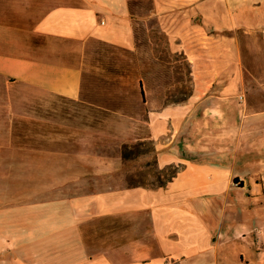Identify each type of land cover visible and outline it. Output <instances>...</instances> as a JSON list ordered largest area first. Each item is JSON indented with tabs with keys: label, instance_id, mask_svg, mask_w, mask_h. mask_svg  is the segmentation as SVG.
<instances>
[{
	"label": "crops",
	"instance_id": "crops-1",
	"mask_svg": "<svg viewBox=\"0 0 264 264\" xmlns=\"http://www.w3.org/2000/svg\"><path fill=\"white\" fill-rule=\"evenodd\" d=\"M250 1L0 0V76L7 83L88 112L98 106L86 94L94 79L106 88L112 80L95 46L126 53L142 105L129 131L114 136L150 142L157 168L177 170L161 188H109L1 208L0 264H264L263 251L239 257L249 234L264 236L262 185L236 184L239 151L253 149L260 136L243 129L238 48L221 34L238 28V12L245 18ZM181 61L192 92L176 101L169 91L186 81Z\"/></svg>",
	"mask_w": 264,
	"mask_h": 264
},
{
	"label": "rangeland",
	"instance_id": "rangeland-1",
	"mask_svg": "<svg viewBox=\"0 0 264 264\" xmlns=\"http://www.w3.org/2000/svg\"><path fill=\"white\" fill-rule=\"evenodd\" d=\"M249 4L245 18L238 12V28L221 34L232 37L238 48V97H243L238 101L246 116L243 129H253L260 136L253 149L239 151L236 184L244 186L254 179L264 194V0ZM157 44L162 45L160 41ZM94 51L107 59L112 80L106 88L94 79L86 94L98 106L89 105L88 112L80 103L22 83H7L0 76V209L158 183L154 152L149 151L152 144L146 141L141 146L142 142L114 136L115 131H129L142 105L136 72H130L133 59L111 47L97 45ZM182 58L173 57L174 61ZM179 63L187 78L169 91V98L176 101L185 100L192 92L189 65ZM101 107L123 112L126 119L108 118L109 113ZM28 120L34 123L28 125L32 131H12L13 123ZM245 242L248 247L247 253L239 256L242 261L251 258V252H264L261 234H249Z\"/></svg>",
	"mask_w": 264,
	"mask_h": 264
},
{
	"label": "trees",
	"instance_id": "trees-1",
	"mask_svg": "<svg viewBox=\"0 0 264 264\" xmlns=\"http://www.w3.org/2000/svg\"><path fill=\"white\" fill-rule=\"evenodd\" d=\"M142 92V91H141ZM142 96H143V92H142ZM24 118H27L26 116H24ZM14 121V119H12V122ZM29 122L26 123V122H15L13 123V126H12V131H32V128H30L28 125H31V124H34L33 121L31 120H28ZM21 126V127H20ZM146 143L142 142V143H139V145L143 146L145 145ZM124 149H128V146H124ZM150 152H154V148H152V150H149ZM148 151V152H149ZM144 154V153H143ZM156 160H154V165H156ZM157 166V165H156ZM171 173L167 176L166 173L170 170H172ZM156 174H155V177L157 178L158 180V183L156 184H152V186H149V188H161V187H165L166 184L172 180V178L176 175L177 173V170L174 166H169L163 170H160L159 168H156ZM163 176H167V177H164V179H162L161 177ZM137 186H143V187H148L147 184H144V183H140L138 185H134V186H131V187H137Z\"/></svg>",
	"mask_w": 264,
	"mask_h": 264
}]
</instances>
